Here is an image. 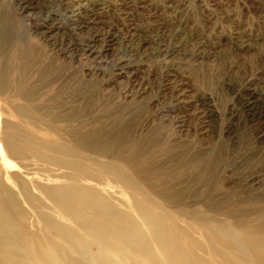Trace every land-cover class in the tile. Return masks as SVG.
Here are the masks:
<instances>
[{"label": "rangeland", "instance_id": "1", "mask_svg": "<svg viewBox=\"0 0 264 264\" xmlns=\"http://www.w3.org/2000/svg\"><path fill=\"white\" fill-rule=\"evenodd\" d=\"M0 30L3 58L25 57L30 83L36 73L52 77L38 89L48 110H78L86 94L96 98L73 129L118 118L131 137L155 131L176 151L216 155L210 182L222 178L220 191L264 194V0H0ZM22 103L11 92L0 95V138L8 121L67 141L71 128L61 122H21L14 108ZM175 162L157 165L166 170ZM29 163L30 171L52 168ZM195 172L189 168L190 176ZM100 187L138 217L127 192ZM23 206L38 230L35 212Z\"/></svg>", "mask_w": 264, "mask_h": 264}, {"label": "bare ground", "instance_id": "2", "mask_svg": "<svg viewBox=\"0 0 264 264\" xmlns=\"http://www.w3.org/2000/svg\"><path fill=\"white\" fill-rule=\"evenodd\" d=\"M4 52L0 30V95L23 101L15 116L31 126L61 122L71 129L60 141L40 138L25 123H2L0 264H264L263 193L220 191L222 178L210 182L216 155L176 151L155 131L131 137L118 118L73 129L96 98L86 94L80 109L52 112L38 95L52 77L36 73L30 83L25 57L14 62ZM169 159L176 162L158 167ZM31 160L52 168L30 171ZM107 183L128 193L137 218L104 193ZM23 202L41 233L30 228Z\"/></svg>", "mask_w": 264, "mask_h": 264}]
</instances>
